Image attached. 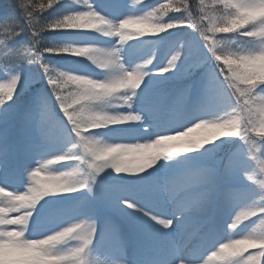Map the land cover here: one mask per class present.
I'll return each instance as SVG.
<instances>
[{
	"label": "clouds",
	"instance_id": "9594fccd",
	"mask_svg": "<svg viewBox=\"0 0 264 264\" xmlns=\"http://www.w3.org/2000/svg\"><path fill=\"white\" fill-rule=\"evenodd\" d=\"M14 3L19 19L0 17V110L42 80L26 111L42 141L60 147L24 169L22 190L2 182L0 264H264V0H165L143 10L144 0H127L118 19L95 0ZM81 33L115 43L100 47ZM133 41L145 52L126 63ZM161 47L164 62L150 67ZM200 69L184 85L186 99L195 88L192 103L166 122L143 102L153 71ZM236 141L218 168L216 153ZM189 179L202 190L185 203ZM111 191L113 204L143 212L161 233L175 230L151 237L157 257L95 254L110 239L127 244L111 217L100 230L99 217L81 211ZM169 248L181 255L167 257Z\"/></svg>",
	"mask_w": 264,
	"mask_h": 264
},
{
	"label": "rangeland",
	"instance_id": "374dc122",
	"mask_svg": "<svg viewBox=\"0 0 264 264\" xmlns=\"http://www.w3.org/2000/svg\"><path fill=\"white\" fill-rule=\"evenodd\" d=\"M94 6L100 10L102 13L107 15L109 18H121L123 15L128 13L127 0L126 4L122 6H108L104 1L99 0L95 2ZM103 37V36H102ZM106 38V37H103ZM109 40L110 45L115 43L114 38H106ZM132 44L130 42L129 45H126V63H131L136 61L137 58L132 56ZM199 80V79H198ZM150 82H154L153 78L150 75V78H146V87L147 91L151 88L148 85ZM145 87V86H142ZM147 91L143 94V102L148 104L150 107L155 109V114L161 122H166L173 115L171 109H173L177 105H181L184 102L185 98V90L179 89L175 91L174 94L165 97H159L154 102L151 101L150 98L147 97ZM195 93V88L193 90ZM146 97V98H145ZM164 99H168L166 102ZM157 101V102H156ZM191 104V102H190ZM185 104V106L190 105ZM33 121L29 123V127L33 130V133H23L22 138L24 141H20L21 149L26 152H22L19 160H17V165L14 166L19 170L12 169L13 163H11L10 159L4 156L2 160H0V186L3 185V181H7V187L9 190H22L23 188V171L25 168L31 167L34 165L36 159L39 158L41 154L46 152L49 148H59L60 145L57 144H48L44 143L41 139V135L37 130L36 119L35 116L32 115ZM9 133L4 132L0 134V141L5 140L8 137ZM2 144V143H0ZM3 150V147L0 146V151ZM23 154H26L25 156ZM57 167H63V165H58ZM102 182H104L102 178ZM229 183L237 184L238 180L235 178H231ZM201 188L197 185L195 179H189L185 182V186L180 193L178 199H183L185 203H191L192 200L196 196L200 194L196 192V190H200ZM196 192V193H195ZM80 195V194H75ZM119 193L117 191H111L106 194L105 197H101L99 194L95 199L86 201L81 208L82 212L95 214L97 217L103 213V216L111 217L112 222L117 225L119 229L120 237L126 239L127 244L123 245L116 240H108L104 244H98L95 248V254H98L101 258L106 259H114L124 256L130 260L136 261L141 258H155L159 255L158 251L151 246V237L160 236V235H169L174 236L175 230L170 229L166 233H161L158 226L154 225L153 222L148 220L147 217L143 216V213L140 211L132 212L127 209H123V206L119 205L118 200L113 204L111 202V198L118 196ZM160 207H162L167 213H171L172 208L171 205H168L166 202H161ZM140 207H143L141 205ZM147 210V209H146ZM215 208L209 209V213H214ZM127 213V214H125ZM118 215L121 219L119 220ZM103 217V219H104ZM188 217L190 219H195V213H189ZM101 230L104 228V220H100ZM100 231L97 233V237H99ZM187 251V250H185Z\"/></svg>",
	"mask_w": 264,
	"mask_h": 264
},
{
	"label": "trees",
	"instance_id": "16d2710c",
	"mask_svg": "<svg viewBox=\"0 0 264 264\" xmlns=\"http://www.w3.org/2000/svg\"><path fill=\"white\" fill-rule=\"evenodd\" d=\"M97 1V0H95ZM105 3L108 6H120L122 4H126V0H104ZM160 2H165V0H144V4L141 6L140 10L143 9H149L151 7H154L156 4ZM73 8H78L79 6L76 5H69ZM4 16H11L16 19H19L20 12L19 9L16 7L14 0H0V17ZM175 32L181 31V30H174ZM46 38L48 37H55V36H61V35H67L65 33H47L45 34ZM84 37H87L91 42L95 43L97 46L100 47H110L111 43H109V40L106 38H103L102 36L96 34V33H81L78 34ZM167 35V34H165ZM18 40L24 39V36L21 35L17 38ZM131 49L132 56L134 58H139L141 55L144 54L145 49L138 41H133ZM165 58V49L161 47L156 57L153 60V65L150 67H159L163 62ZM54 59H61V58H54ZM75 59V58H74ZM203 69L197 70L194 73H192L190 76H173L169 73H165L163 76L156 74L154 71L150 73L151 77L153 78L154 82H150L148 85L151 86L152 89L147 91V97L151 99V101H155L159 97H165L170 96L175 93V91H178L179 89H184V85L189 83V81H198V79L201 76V72ZM43 87V81H39L36 84L32 85L27 91H25L23 94L18 96L11 104V106L7 109V111L0 110V134L7 132L9 133L8 137L0 141V146L3 147V152L5 153L6 157H8L13 163V171L19 170L18 168L14 167L17 165V160H19L20 155H22V152H26L21 149V143L20 141H24L22 138L23 133H33V130L31 127H29V123L33 121L32 114L27 113V105L29 103L30 97L32 94L36 91L37 88ZM194 90V89H193ZM194 94V92L192 93ZM189 94L188 98H184V101L191 102V95ZM146 98V97H145ZM155 99V100H154ZM23 114V115H22ZM59 115V113H58ZM239 142H233L232 144H226L221 148L217 153V159L219 161L217 167L222 168L225 164V162L228 160L229 154L237 147V144ZM24 156L26 154H23ZM200 187V186H199ZM201 188V187H200ZM202 190V189H201ZM103 213L100 215V220L103 221ZM115 217H118L119 220L122 221V219L115 215Z\"/></svg>",
	"mask_w": 264,
	"mask_h": 264
},
{
	"label": "snow or ice",
	"instance_id": "6c2138e0",
	"mask_svg": "<svg viewBox=\"0 0 264 264\" xmlns=\"http://www.w3.org/2000/svg\"><path fill=\"white\" fill-rule=\"evenodd\" d=\"M5 156V153L3 151H0V160H2ZM132 212H135L136 210L128 209ZM143 213V212H142ZM181 255L179 249L176 248H169L167 249L166 256L169 258H178Z\"/></svg>",
	"mask_w": 264,
	"mask_h": 264
}]
</instances>
